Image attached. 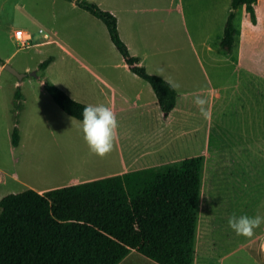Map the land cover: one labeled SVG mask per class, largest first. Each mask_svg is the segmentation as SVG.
I'll return each instance as SVG.
<instances>
[{"label":"rangeland","instance_id":"1","mask_svg":"<svg viewBox=\"0 0 264 264\" xmlns=\"http://www.w3.org/2000/svg\"><path fill=\"white\" fill-rule=\"evenodd\" d=\"M87 1L103 10L121 8L120 0ZM129 4L143 9L124 13L123 22L141 25L122 28L131 41V54L141 58L148 73L181 85L180 107L189 116L200 114L193 97H206L205 127L199 129L198 122L189 118L169 120L151 106L130 126L128 135H117L110 154L91 155L80 120L61 109L44 82L64 87L71 96L90 89L93 100L100 96L102 83L88 73L89 68L102 75L125 76L132 93L144 90L155 96L152 86L144 79L135 80L123 67L125 59L108 27L75 2L0 0V58L27 74L19 79L0 62V200L28 189L46 192L202 155L199 264L213 259L211 264H264V224L252 237L236 236L227 225L233 213L264 216V0L256 6V24L245 7L237 10L231 53L220 42L232 0H129ZM83 14L103 26H73L91 23ZM18 29L30 32L34 42L22 46L14 37ZM40 29L54 43H45ZM62 45L71 52H62ZM104 56L120 66L103 67ZM50 57L55 62L42 69L41 63ZM75 83H89V89L84 93ZM188 92L190 97L184 98ZM15 128L21 137L19 148L12 143Z\"/></svg>","mask_w":264,"mask_h":264},{"label":"trees","instance_id":"2","mask_svg":"<svg viewBox=\"0 0 264 264\" xmlns=\"http://www.w3.org/2000/svg\"><path fill=\"white\" fill-rule=\"evenodd\" d=\"M69 1L105 23L131 71L152 86L168 117L177 90L139 64L119 34L117 17L96 3ZM260 1L232 0L220 42L224 51L236 45L237 10L245 7L256 24ZM52 62L50 57L40 67ZM45 87L64 112L81 121L87 104L53 83L45 81ZM11 136L18 147V128ZM204 165V157L195 155L46 192L8 194L0 200V264H119L132 251L158 264H195Z\"/></svg>","mask_w":264,"mask_h":264},{"label":"crops","instance_id":"3","mask_svg":"<svg viewBox=\"0 0 264 264\" xmlns=\"http://www.w3.org/2000/svg\"><path fill=\"white\" fill-rule=\"evenodd\" d=\"M173 3L176 1L171 0ZM129 0H120V9H115V8H109L106 9L108 11H110L111 13H113L117 19H118V28H119V33L121 35V38L124 39V42L127 43L129 50H131V41L130 39H128V37L126 35H124V31H122L123 26H127L128 29H133L134 26H141L138 25L136 23V21H125L124 20V13L130 12L131 14L133 13H137L139 11H142L143 9H139L137 8L134 4L132 5V7H129ZM122 7H125L124 9ZM178 8L180 9V11L182 10V6L178 5ZM152 10V9H151ZM84 13H86V11L82 10ZM169 12H174L173 8H169L168 9ZM88 13V12H87ZM91 14V13H88ZM88 14H83V15H87V20H89L91 23L90 24H85L87 22L84 23H79V24H74L73 26H103L102 24H99L98 22H95L94 18H91L90 16H88ZM50 43H54V41L50 42ZM48 43V44H50ZM56 43V41H55ZM60 48L62 49V52L65 53H69L71 52V50L68 48L67 45H62L60 46ZM73 52V51H72ZM131 53V51H130ZM138 57V56H137ZM80 62L81 65L84 66L85 63H82L80 58H77ZM140 59V63L141 64V58ZM111 58L109 57H100V62L102 63V66L105 68H113L116 69L118 66H120V64H115L113 62L110 61ZM5 64H2L3 66L7 65V63L9 62V60H5L4 61ZM55 62V61H53ZM52 62V63H53ZM51 63V64H52ZM50 64V65H51ZM49 65V66H50ZM123 67L129 68L128 64L125 62H123ZM26 71H29V68L26 69ZM88 73H90L92 76H94V79L96 81H100V83H102V86L99 87L100 89V96L96 99H91L93 98L90 95H92V91L89 89V83H87L86 85L80 86L82 85L81 83H75L77 84V86H79L85 93V90L89 89L87 93L85 94H81V93H76V95H70L72 98H76L78 99V101L80 100V102L85 103V104H100L103 103L107 106H110L113 111L115 112L117 119L119 121V128L117 131V135L119 134H124V135H128L129 134V128L131 125H135L137 123V119L139 117L145 116V112L147 110L150 109L151 106H155L157 111L160 109L159 107V103L155 96L151 97V93L149 94V92H147L148 94H146V92L144 90H139L138 92H134L132 93L129 89L130 87L127 85V83L125 82V76L121 75L119 76V74L113 75H102L99 74L97 72H94V70H92L91 68H89ZM133 73V77L136 80L137 78H141L139 77L137 74ZM90 75V76H91ZM73 79V78H72ZM142 79V78H141ZM45 83V82H44ZM64 89V87H62ZM67 88V87H66ZM72 92H76L74 90L70 91ZM178 93V92H177ZM190 92L186 93L184 98H189L190 97ZM153 95V94H152ZM96 96V95H95ZM94 96V97H95ZM161 111V110H160ZM185 107L182 105L180 107V103H179V94L177 96V105L175 107V109L172 111V113L166 117L169 120L174 119L175 122H180L182 118L187 119L189 118L190 120H196L198 122V126L200 127L199 129H201V126L205 127L206 125V120L205 118H203L200 114L199 116H189L188 113L185 112ZM159 114H163L162 112H160ZM195 118V119H194ZM202 119V120H201ZM141 121V119H139ZM200 133H198L199 135ZM125 137V136H123ZM121 140V139H120ZM122 142L125 143V138L122 139ZM21 143V142H20ZM20 146H18L17 148H19ZM125 147V146H124ZM127 147V145H126ZM127 172V171H124ZM121 172L120 174L124 173ZM44 192V191H41ZM216 259H213V261ZM212 261V260H211ZM211 261H206V263H212ZM119 264H158L155 261L145 257L144 255L136 252V251H132L122 262H120ZM195 264H199L198 262V254L196 252V259H195ZM203 264H205V262H203Z\"/></svg>","mask_w":264,"mask_h":264},{"label":"clouds","instance_id":"4","mask_svg":"<svg viewBox=\"0 0 264 264\" xmlns=\"http://www.w3.org/2000/svg\"><path fill=\"white\" fill-rule=\"evenodd\" d=\"M162 69L160 72L162 73ZM159 74V73H158ZM173 90L181 87L178 82L171 80L165 81ZM207 98L195 95L193 103L197 107L200 115L207 119L209 112L207 110ZM80 131L83 134V140L86 143L89 153L100 158L106 157L114 148L117 137L119 121L113 109L103 103L88 104L81 113ZM264 224V216L247 214L237 215L233 213L227 221L228 228L236 236L252 237L254 230Z\"/></svg>","mask_w":264,"mask_h":264},{"label":"built area","instance_id":"5","mask_svg":"<svg viewBox=\"0 0 264 264\" xmlns=\"http://www.w3.org/2000/svg\"><path fill=\"white\" fill-rule=\"evenodd\" d=\"M39 34L41 38L45 40L44 41L45 43L52 42V36L44 29H40ZM14 37L19 43H21L22 46H28V44H30L31 41L34 42V36L26 30H21V29L16 30L14 33Z\"/></svg>","mask_w":264,"mask_h":264},{"label":"water","instance_id":"6","mask_svg":"<svg viewBox=\"0 0 264 264\" xmlns=\"http://www.w3.org/2000/svg\"><path fill=\"white\" fill-rule=\"evenodd\" d=\"M5 69L8 70L9 72H11L12 74H14L15 76H17L19 79H23L24 77L27 76L26 73H20L19 71H17L13 66H11L10 64L5 65Z\"/></svg>","mask_w":264,"mask_h":264}]
</instances>
